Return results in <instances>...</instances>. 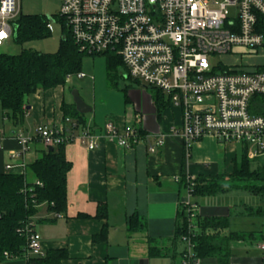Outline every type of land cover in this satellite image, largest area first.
Instances as JSON below:
<instances>
[{"label": "crops", "instance_id": "crops-1", "mask_svg": "<svg viewBox=\"0 0 264 264\" xmlns=\"http://www.w3.org/2000/svg\"><path fill=\"white\" fill-rule=\"evenodd\" d=\"M11 38L12 34L7 40ZM71 77L66 86L39 89L27 97L24 122L18 127L4 115L0 103V131L4 136L0 171L22 174L20 159L9 155L10 150L19 149L13 138L16 132L23 130L33 134L40 124L58 126L65 122L62 104L64 101L74 103L73 97L66 96ZM127 92V106L122 112H111L113 107L109 104H88L91 111L86 113L87 122L83 127L102 135L108 121L121 131L133 125L139 142L125 148L100 137L94 150H89L79 141L67 144L66 157L72 164L67 177V212L58 218L47 204H42L33 217L46 252L67 249L69 256L63 264H182V255L188 244L177 237V227L183 219L179 214L185 207L189 213V200L198 209L195 217L189 216L191 224H196L197 217H228L229 226L221 229L220 235L243 234L242 238L231 240L228 257L202 258V264H264V250L260 247L264 240V215L257 211L260 207L246 204L241 207L206 198L228 195L241 189L216 195H189L182 177V174L194 177L230 175L243 154L251 161L253 169L262 165L264 158L250 159L247 144L221 143L211 135L194 142L188 149L181 134L182 108L172 106L164 94L168 104L159 116L156 90L142 86ZM259 104V98L254 97L251 106ZM158 137H164L165 143L156 152H151L150 147L155 145ZM44 150L46 147L41 142L33 143L25 154L27 165L41 156ZM9 163L14 169H6ZM202 200L205 201L203 206ZM100 205L106 207V218L96 217ZM79 214L89 217H78ZM255 215L263 216L262 221L257 219L258 225L253 223L233 228V217ZM133 217L136 222L131 229ZM104 226L108 228L107 237L95 241V236L101 234ZM0 264H27V260L22 257L0 261Z\"/></svg>", "mask_w": 264, "mask_h": 264}, {"label": "built area", "instance_id": "built-area-1", "mask_svg": "<svg viewBox=\"0 0 264 264\" xmlns=\"http://www.w3.org/2000/svg\"><path fill=\"white\" fill-rule=\"evenodd\" d=\"M230 8L235 9V16ZM20 14V0H0V45L11 36L12 21ZM58 16L80 51L101 54L111 50L120 55L125 77L159 89L172 106L183 109L181 134L188 149L211 135L221 143L247 144L250 159L264 158V116L250 109L254 97L264 96V0H61ZM48 27L53 29L52 22ZM214 56H231L238 62H212ZM250 57L256 60L248 62ZM100 137L125 148L140 140L133 125L121 131L108 121L102 135H96L67 118L58 126L40 124L33 134L16 132L13 138L19 149L10 150L9 155L20 159L25 174V154L36 141L46 148L79 141L94 150ZM3 139L0 131V150ZM164 143V137H158L150 151L156 152ZM6 169L14 166L9 163ZM187 178L193 186L195 177ZM187 190L191 195L189 186ZM187 208L190 218L195 217L197 205L188 200ZM25 232L27 263L31 257L45 256L34 221L27 223ZM183 239L188 249L182 264H202L191 250L190 238ZM260 247L264 250V240Z\"/></svg>", "mask_w": 264, "mask_h": 264}, {"label": "trees", "instance_id": "trees-1", "mask_svg": "<svg viewBox=\"0 0 264 264\" xmlns=\"http://www.w3.org/2000/svg\"><path fill=\"white\" fill-rule=\"evenodd\" d=\"M52 21H55L52 16L21 13L12 21L13 41L24 44L34 39L48 37L52 32L48 23ZM64 28L67 33L62 37L56 52L45 53L25 48L19 54L0 53V103L4 115L16 127L24 122L27 97L39 89L49 90L66 86L68 76L83 72L84 56H106L107 76L115 87L119 68L126 69L120 55L111 50L101 54L80 51L65 23ZM134 80L139 82L137 79ZM124 91L127 97L128 88ZM156 91L155 102L160 116L168 100L164 98L163 92L159 89ZM256 97L261 104L252 105L251 112L264 115V96ZM62 111L64 121L70 118L81 126L86 125V114L80 113L75 103L64 101ZM69 142L56 145L52 151L46 148L41 156L27 165L25 174L0 171V261L23 257L27 247L25 226L31 221L36 223L33 217L40 205L47 204L54 215L58 213L64 216L67 212V177L72 167L66 157V146ZM182 177L187 188L189 186L192 194L196 196L216 195L241 189L264 198V163L253 169L251 161L245 154L230 175L198 176L193 179V186L189 185L190 181L186 175L182 174ZM37 181L41 184H37ZM185 208L179 214L183 219L177 227V237L182 241L183 237H189L194 246L193 253L201 259L216 255L221 258L228 257L231 240L243 237V234L239 233H231L224 237L220 235V230L229 226V218L197 217L196 228H193L190 215ZM257 211L264 215V208L260 207ZM80 216L89 217L86 214H79L78 217ZM96 217H107L104 205H100ZM135 222L133 217L131 229H134ZM107 231V226H104L101 234L95 236L94 240L105 239ZM5 252L9 257L4 255ZM68 256L67 249H50L43 257H31L27 264H63Z\"/></svg>", "mask_w": 264, "mask_h": 264}, {"label": "rangeland", "instance_id": "rangeland-1", "mask_svg": "<svg viewBox=\"0 0 264 264\" xmlns=\"http://www.w3.org/2000/svg\"><path fill=\"white\" fill-rule=\"evenodd\" d=\"M21 6L24 14H44L52 16L55 19V21L52 22V32L48 37L34 39L24 44L16 43L13 41V38L6 40L4 44L0 46V53L14 55L21 53L25 48H31L45 53L56 52L62 37L67 33V30L64 28V23L58 17L61 10V0H21ZM230 10L231 16H235V9L230 8ZM211 60L212 62L222 61L227 65H233L238 62V60L231 56H214ZM255 60V57H250L248 62H253ZM82 71L86 76L79 78L77 74L73 75L69 83L71 88L67 89L66 96L72 98V91L77 89L85 103L90 105L109 104V106L113 107L111 112L114 110L119 112L125 111L127 102L124 89L128 87L130 90H136L141 89L142 86H148L145 83L139 84L136 83L134 79L125 77L126 69L123 67L119 68L118 77L116 79L117 86H113L107 76L106 56L104 55L84 56ZM148 88L154 91L156 90V88L151 86H148ZM70 89L72 90L71 92ZM128 93L129 92H127V95ZM240 162L241 157L238 158V163ZM206 198L225 201L230 204H239L241 207L246 204L254 208H264V198L243 190L234 191L224 196ZM204 203L205 201L202 200V206ZM235 217H233L231 221L233 228H241V226L245 224L253 225V223L258 225L260 222L257 219L262 221L263 218V216L259 215L239 217L238 219Z\"/></svg>", "mask_w": 264, "mask_h": 264}, {"label": "water", "instance_id": "water-1", "mask_svg": "<svg viewBox=\"0 0 264 264\" xmlns=\"http://www.w3.org/2000/svg\"><path fill=\"white\" fill-rule=\"evenodd\" d=\"M72 95L73 101L76 104L77 110L80 113L86 114L91 111V107L87 103H85L77 89L72 91ZM48 149L52 151L54 150V147L50 146Z\"/></svg>", "mask_w": 264, "mask_h": 264}]
</instances>
